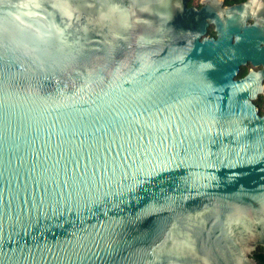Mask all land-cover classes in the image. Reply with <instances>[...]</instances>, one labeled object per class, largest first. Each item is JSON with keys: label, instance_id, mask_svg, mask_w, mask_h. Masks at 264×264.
Returning <instances> with one entry per match:
<instances>
[{"label": "water", "instance_id": "95a60500", "mask_svg": "<svg viewBox=\"0 0 264 264\" xmlns=\"http://www.w3.org/2000/svg\"><path fill=\"white\" fill-rule=\"evenodd\" d=\"M204 1L0 0V264H261L264 13Z\"/></svg>", "mask_w": 264, "mask_h": 264}, {"label": "flooded vegetation", "instance_id": "af4514ba", "mask_svg": "<svg viewBox=\"0 0 264 264\" xmlns=\"http://www.w3.org/2000/svg\"><path fill=\"white\" fill-rule=\"evenodd\" d=\"M246 1H248V0H222L221 4H222L223 8H226V7H233V6L242 4ZM252 3H253L254 8L256 9L255 13H258V14L264 13V0H253ZM187 5H188V7L202 8L205 5V1L204 0H187ZM227 15H228V13L224 12V16H227ZM185 19L189 20V22L191 24L193 23L192 19H187V18H185ZM186 20L181 19V20L177 21V23L183 24L186 22ZM207 20L209 22L208 26H207V31L201 35V39H203L206 36L216 37V38L219 37V29L217 28V23L208 19V18H207ZM196 21H198V19H196ZM256 21H257L256 17L254 15H251V16L247 17V20L244 22V25H252V24L256 23ZM233 40L234 41L236 40V35H234ZM263 68H264V64L255 65L252 61H249V62L241 65L239 73L236 75V78H241V77L246 76L252 69L261 70ZM262 96H264V92L260 93V95L257 99H259Z\"/></svg>", "mask_w": 264, "mask_h": 264}, {"label": "trees", "instance_id": "16d2710c", "mask_svg": "<svg viewBox=\"0 0 264 264\" xmlns=\"http://www.w3.org/2000/svg\"><path fill=\"white\" fill-rule=\"evenodd\" d=\"M255 101L260 106L261 112L264 113V96ZM254 254L260 260L261 264H264V245H260Z\"/></svg>", "mask_w": 264, "mask_h": 264}]
</instances>
